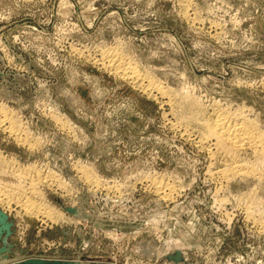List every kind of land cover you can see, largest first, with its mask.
<instances>
[{"label": "rangeland", "instance_id": "rangeland-1", "mask_svg": "<svg viewBox=\"0 0 264 264\" xmlns=\"http://www.w3.org/2000/svg\"><path fill=\"white\" fill-rule=\"evenodd\" d=\"M0 110V264H264V0H0Z\"/></svg>", "mask_w": 264, "mask_h": 264}, {"label": "bare ground", "instance_id": "bare-ground-1", "mask_svg": "<svg viewBox=\"0 0 264 264\" xmlns=\"http://www.w3.org/2000/svg\"><path fill=\"white\" fill-rule=\"evenodd\" d=\"M186 5V4H185ZM189 14V13H188ZM186 15V14H185ZM191 16V15H190ZM103 54V53H102ZM104 55V54H103ZM90 58V57H89ZM94 58V57H93ZM97 61V60H96ZM100 64L101 66L103 65L106 68L110 69V70H114L116 73L120 74L121 76H126L131 78V80L135 83V85L139 86V88H142L145 92L147 91L148 93H152L153 91H161L160 87L158 88L157 86H155V84L151 83V82H147V84L143 85L142 80L140 79V76L138 74V71L136 70V68H134L133 66L130 65H126L122 62L121 59H119L117 56L115 55H108L106 54L105 56H103V58L100 60ZM103 67V68H104ZM144 80V79H143ZM158 89V90H156ZM163 93V92H162ZM162 96V95H161ZM163 97V96H162ZM1 111V110H0ZM2 112V111H1ZM0 112V113H1ZM60 120V119H59ZM7 121V120H6ZM5 116L3 119L0 120V125L4 124L5 122ZM213 122L207 126V130H208V138L209 137H215L216 138V143L217 146H222L223 145H227L229 148L231 149H238V147L243 146L244 144H250V145H257L259 142H261V140L263 141V139L258 138V141L254 139L253 133L252 135L250 134L249 129H247L244 125H238V123H236V125H231L229 124L225 118L220 117L219 115L216 117V119L212 120ZM9 122V121H8ZM230 122V121H229ZM208 123V122H207ZM231 123V122H230ZM241 124V123H240ZM8 124V128L10 130H12L11 126ZM62 126V125H61ZM248 127V126H247ZM249 128V127H248ZM6 129V128H5ZM7 129V130H9ZM250 131V132H248ZM13 132V131H11ZM15 135V133H14ZM256 135V134H255ZM207 136V134H206ZM261 136V135H260ZM257 138V137H256ZM199 142V141H198ZM214 143V142H213ZM203 145V144H202ZM214 145V144H213ZM254 147V146H253ZM257 147V146H255ZM262 147V144H261ZM219 148V147H218ZM217 148V149H218ZM221 148V147H220ZM219 148V149H220ZM223 149V148H222ZM251 149V148H250ZM224 150V149H223ZM217 151V150H216ZM228 151V150H227ZM236 151V150H235ZM262 151L264 152V148H262ZM213 152V151H212ZM225 152V151H224ZM261 152V151H260ZM215 155V153H214ZM264 157V156H263ZM237 169V168H236ZM241 169V168H240ZM239 169V170H240ZM239 172V171H238ZM224 179V178H223ZM225 181V179H224ZM150 186V185H149ZM156 189V187H155ZM159 190V189H158ZM164 190V189H163ZM172 190V189H171ZM156 191V190H155ZM158 192V191H157ZM162 193V192H161ZM171 195V194H170ZM0 202L2 203H6L9 202L7 199H5L4 197H2V195L0 194ZM9 204V203H8ZM29 212H33L34 213H40L39 210H37L36 208H32V207H27L26 208ZM42 210V209H41ZM45 212V211H44ZM41 214V213H40ZM40 214H38L40 216ZM45 214V213H43ZM37 216V215H36ZM48 217V216H47ZM51 218V217H50ZM18 259V258H16ZM10 264V263H9Z\"/></svg>", "mask_w": 264, "mask_h": 264}, {"label": "water", "instance_id": "water-1", "mask_svg": "<svg viewBox=\"0 0 264 264\" xmlns=\"http://www.w3.org/2000/svg\"><path fill=\"white\" fill-rule=\"evenodd\" d=\"M3 217H1V214H0V222L2 221ZM168 259L175 262V263H178L182 260V253L180 251H174V253L172 255H169L168 256Z\"/></svg>", "mask_w": 264, "mask_h": 264}]
</instances>
